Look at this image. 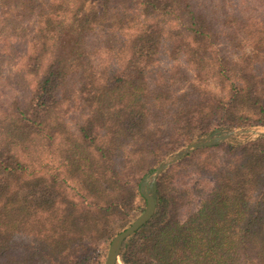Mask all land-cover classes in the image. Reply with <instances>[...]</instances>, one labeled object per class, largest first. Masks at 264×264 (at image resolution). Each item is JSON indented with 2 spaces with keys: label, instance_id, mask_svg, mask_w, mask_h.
Wrapping results in <instances>:
<instances>
[{
  "label": "trees",
  "instance_id": "trees-1",
  "mask_svg": "<svg viewBox=\"0 0 264 264\" xmlns=\"http://www.w3.org/2000/svg\"><path fill=\"white\" fill-rule=\"evenodd\" d=\"M0 0V264H90L184 143L264 126V0ZM115 264H264V137L154 184Z\"/></svg>",
  "mask_w": 264,
  "mask_h": 264
},
{
  "label": "water",
  "instance_id": "water-1",
  "mask_svg": "<svg viewBox=\"0 0 264 264\" xmlns=\"http://www.w3.org/2000/svg\"><path fill=\"white\" fill-rule=\"evenodd\" d=\"M241 136H243V138L239 140ZM258 137H264V126L262 125L227 127L219 129L211 134L200 136L168 154L160 161L153 172L140 181L139 191L145 200L144 209L134 221L112 237L103 264H115L118 262L120 250L124 241L151 219L156 208L154 184L160 175L173 164L201 148L215 146L228 141L243 144Z\"/></svg>",
  "mask_w": 264,
  "mask_h": 264
},
{
  "label": "rangeland",
  "instance_id": "rangeland-1",
  "mask_svg": "<svg viewBox=\"0 0 264 264\" xmlns=\"http://www.w3.org/2000/svg\"><path fill=\"white\" fill-rule=\"evenodd\" d=\"M99 3H100L99 0H95V1H92L90 3V6H96L95 8H97L99 6ZM221 129H224V128H221ZM242 138H243V136H241L239 138V140H241ZM188 142H190V141H188ZM188 142L184 143L183 145L187 144ZM139 183L137 184V180H134L133 186L139 189ZM136 203H137L138 206H136L135 208L129 209V210L120 209V210L116 211L115 214L112 216V226H113V232H114L113 236L116 233H118L119 231H121L124 228H126L143 211L144 206H145L144 198L143 197H138V200H137ZM112 237H110L107 240L102 241V245L98 249L99 251L91 258L90 264H103L104 263L105 257H106V253H107V249H108V245H109L110 240L112 239ZM118 262L120 263V260Z\"/></svg>",
  "mask_w": 264,
  "mask_h": 264
}]
</instances>
